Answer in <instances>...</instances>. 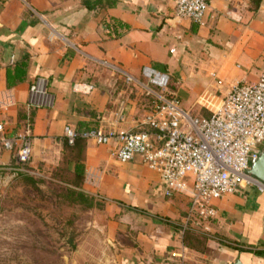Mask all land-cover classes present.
Segmentation results:
<instances>
[{
  "label": "crops",
  "instance_id": "crops-1",
  "mask_svg": "<svg viewBox=\"0 0 264 264\" xmlns=\"http://www.w3.org/2000/svg\"><path fill=\"white\" fill-rule=\"evenodd\" d=\"M208 3L198 24L175 17V0H0V120L11 132L32 125V171L51 174L61 165L68 124L141 128L140 89L126 78L143 82L145 66L168 74L196 117H211L232 88L256 82L264 73V0ZM22 62L27 78L7 87V69ZM40 79L44 95L31 94ZM77 84L95 89L81 95ZM86 141L83 192L94 199L87 264H264L259 188L215 201L207 230H186L187 195L166 196L160 174L141 157L117 160L116 142ZM2 162L16 167L9 153Z\"/></svg>",
  "mask_w": 264,
  "mask_h": 264
},
{
  "label": "built area",
  "instance_id": "built-area-1",
  "mask_svg": "<svg viewBox=\"0 0 264 264\" xmlns=\"http://www.w3.org/2000/svg\"><path fill=\"white\" fill-rule=\"evenodd\" d=\"M178 20L188 19L203 24L209 10L208 0H175ZM174 52V50H172ZM14 64V59L10 65ZM1 70V65H0ZM143 82L129 83L154 99L144 114L139 129L108 130L102 127L80 129L68 124L64 139L73 145L78 139L93 140L98 145L116 142L113 155L122 163L139 156L161 176L166 196L180 193L190 198L185 229L207 230V223L217 216L215 201L240 193L253 186L264 192V183L248 173L264 147V73L254 83L232 88L221 107L211 117L191 116L171 89L168 74L145 66ZM43 79L34 83L31 94L44 95ZM95 89L91 84H77L81 95ZM124 121L123 111L117 122ZM32 125L27 121L21 129L11 132L0 120V170L4 154H11L14 169L32 161Z\"/></svg>",
  "mask_w": 264,
  "mask_h": 264
},
{
  "label": "rangeland",
  "instance_id": "rangeland-1",
  "mask_svg": "<svg viewBox=\"0 0 264 264\" xmlns=\"http://www.w3.org/2000/svg\"><path fill=\"white\" fill-rule=\"evenodd\" d=\"M24 173L44 181L40 190L23 182ZM52 183L51 174L35 173L30 165L23 171L0 170V264H87L85 232L92 217L59 199L62 186Z\"/></svg>",
  "mask_w": 264,
  "mask_h": 264
},
{
  "label": "trees",
  "instance_id": "trees-1",
  "mask_svg": "<svg viewBox=\"0 0 264 264\" xmlns=\"http://www.w3.org/2000/svg\"><path fill=\"white\" fill-rule=\"evenodd\" d=\"M28 64L25 62L16 63L13 68H8L6 73L7 87L22 83L28 76ZM141 93L138 98L140 106L143 108L148 107V111L153 105L154 99L151 96ZM79 127L82 129H89V125L80 123ZM64 156L61 165L51 173V180L54 184L62 186V192L59 199L64 198L72 201L78 208L87 210L94 208V199L83 192V186L86 178V158H87V141L78 139L73 145H70L66 140L63 144ZM28 165L23 166L28 167ZM22 180L28 187L35 190H40L39 185L44 181L35 178L34 176L26 173L22 174ZM54 184H50L54 186ZM188 234V233H187Z\"/></svg>",
  "mask_w": 264,
  "mask_h": 264
},
{
  "label": "water",
  "instance_id": "water-1",
  "mask_svg": "<svg viewBox=\"0 0 264 264\" xmlns=\"http://www.w3.org/2000/svg\"><path fill=\"white\" fill-rule=\"evenodd\" d=\"M248 173L264 183V149L260 152L256 162L248 170Z\"/></svg>",
  "mask_w": 264,
  "mask_h": 264
}]
</instances>
